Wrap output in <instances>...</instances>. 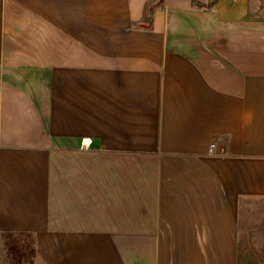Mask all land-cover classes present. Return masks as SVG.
Instances as JSON below:
<instances>
[{
  "label": "crops",
  "instance_id": "crops-1",
  "mask_svg": "<svg viewBox=\"0 0 264 264\" xmlns=\"http://www.w3.org/2000/svg\"><path fill=\"white\" fill-rule=\"evenodd\" d=\"M149 1L0 0V251L20 233L34 264L246 257L264 13L165 0L146 23Z\"/></svg>",
  "mask_w": 264,
  "mask_h": 264
},
{
  "label": "rangeland",
  "instance_id": "rangeland-1",
  "mask_svg": "<svg viewBox=\"0 0 264 264\" xmlns=\"http://www.w3.org/2000/svg\"><path fill=\"white\" fill-rule=\"evenodd\" d=\"M192 5H196L190 0ZM209 7L214 0H202ZM251 13H264V0H251ZM242 214L243 241L247 254L241 264H264V203L245 206ZM248 210V211H246ZM1 264H34V239L31 234L11 233L4 235L1 242Z\"/></svg>",
  "mask_w": 264,
  "mask_h": 264
},
{
  "label": "trees",
  "instance_id": "trees-1",
  "mask_svg": "<svg viewBox=\"0 0 264 264\" xmlns=\"http://www.w3.org/2000/svg\"><path fill=\"white\" fill-rule=\"evenodd\" d=\"M164 1L165 0H150L146 4L145 15H144L143 21L146 22V23L151 22L152 16H153L155 10L159 6H161L164 3ZM199 6H200V4H199ZM257 203H264V200H243V201H241V214L244 213V211H245L244 209H245V206L246 205H249V204H257ZM246 211H248V210H246ZM0 255H1V253H0ZM0 264H1V258H0Z\"/></svg>",
  "mask_w": 264,
  "mask_h": 264
},
{
  "label": "built area",
  "instance_id": "built-area-1",
  "mask_svg": "<svg viewBox=\"0 0 264 264\" xmlns=\"http://www.w3.org/2000/svg\"><path fill=\"white\" fill-rule=\"evenodd\" d=\"M83 145L88 148L90 145V142L88 140H84ZM213 149H214V146H212L211 151H213Z\"/></svg>",
  "mask_w": 264,
  "mask_h": 264
}]
</instances>
